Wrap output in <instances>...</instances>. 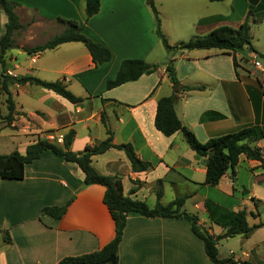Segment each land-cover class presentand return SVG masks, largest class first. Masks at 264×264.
<instances>
[{"label": "crops", "instance_id": "0c3cea01", "mask_svg": "<svg viewBox=\"0 0 264 264\" xmlns=\"http://www.w3.org/2000/svg\"><path fill=\"white\" fill-rule=\"evenodd\" d=\"M7 1L16 4L15 13L23 29L14 34V48L4 55L6 75L60 81L81 99L71 104L37 86L9 85L18 116L26 123L13 137L22 145L17 152L24 154L26 147L38 139L61 145L62 137L73 131L69 149L78 153L104 141L109 131L112 144L131 143L136 156L151 168L133 173L125 154L109 149L91 158L97 173L118 178L124 196L144 201L149 207L157 201V190L161 191L159 202L163 205L187 195L184 211L196 215L199 225L213 236L222 235L223 229L208 219L205 201L230 212L244 209L253 230L248 235L219 240L218 258L264 264V136L254 144L261 161L240 156L234 177L227 171L216 186L202 184L206 158L197 157L180 132L165 137L154 127L157 101L170 96L173 87L165 71L168 62L161 64V58L156 57L158 37L146 0H100L99 11L91 18H86L85 0ZM195 1L208 12L185 18L195 23L188 28H202L199 36L221 26L236 29L246 19L250 22L253 14H259V18H253L252 23L264 21L257 12L261 0ZM212 4H222L224 9L209 12ZM58 19L75 22L83 35L110 51L111 60L95 66L86 48L76 42L28 54L26 49L41 46L65 30L66 25ZM171 22L178 27L177 18ZM5 24L6 16L0 9V37ZM175 32H180L177 37L197 35L195 31ZM250 37L252 40L251 31ZM171 53L169 61L179 84L202 88L179 92L174 104L176 116L200 143L255 125L264 134L261 75L247 67L252 62H247V56L264 52L250 43L243 54H235L236 67L232 55L216 49ZM125 60H142L158 68L134 82L106 90L105 83L115 77ZM19 96L28 99L27 107L18 103ZM83 179L74 164L50 152L25 165L22 180L0 179V264H57L66 257L99 251L113 239L114 224L103 204L105 188L84 187ZM131 191L134 193L130 195ZM68 201L59 221L40 214L44 207L63 206ZM187 202L192 212L185 208ZM4 232L9 242L3 239ZM220 243L228 249L226 256L219 254ZM117 263L212 264L187 221L148 219L137 214L126 218Z\"/></svg>", "mask_w": 264, "mask_h": 264}, {"label": "trees", "instance_id": "16d2710c", "mask_svg": "<svg viewBox=\"0 0 264 264\" xmlns=\"http://www.w3.org/2000/svg\"><path fill=\"white\" fill-rule=\"evenodd\" d=\"M208 1L221 2L224 0ZM146 3L155 15V34L161 40L167 52H172L173 50L192 51L216 49L232 55L233 66L236 67L235 54H242L244 47L250 46V26L247 19L236 29L221 26L204 36L194 37L177 46H169L165 37L160 32L159 20L152 0H146ZM99 7L100 0H85L84 12L86 18H91L97 14ZM15 8L16 4L7 0H0V9L6 16L5 31L0 37L1 67H4L3 58L6 51L14 48V34L23 29L15 13ZM257 12L261 13L260 17H264V0H262L261 4L258 6ZM251 13L250 11L249 15H251ZM57 22L66 25L65 30L60 35L55 36L41 46L26 49L28 54L44 52L46 50H52L61 44L76 42L81 43L86 48L95 66L107 63L111 60L110 51L83 35L75 22L62 19H58ZM157 68L156 65H148L142 60H125L120 64L115 77L105 83V89L110 90L127 82H134L143 75L154 73ZM165 71L172 84L173 93L157 101L154 127L165 137H170L180 132L189 149L193 151L197 157L206 158L203 185L216 186L227 171L234 177L235 166L240 156H244L248 160L261 161L260 150L256 148L254 144L261 140L264 134L262 129L257 125L243 128L220 137L211 138L205 143H200L194 134L182 125L176 116L174 104L179 92L202 90V88L182 87L176 79L172 60L168 61L166 64ZM26 84L51 91L71 104L81 102V99L68 91L65 85L60 81L45 82L34 77L16 78L2 75V79L0 80V94L5 97L4 105L6 114L2 115L0 113V121H3L6 126L12 124L15 115V102L9 91V85L23 86ZM106 134L107 138L104 141L98 142L93 146H87L83 151L78 153H73L69 149L74 139V132L69 131L62 137L61 145L47 139H38L36 142L26 147L24 154L14 151L8 155H0V179L22 180L24 176V166L39 159L43 153L50 152L61 157L65 163L74 164L80 169L84 176V187L100 185L105 188L103 204L106 206L114 224L113 239L99 251L77 257H66L61 259L57 264H118V247L122 240L126 218L129 214H137L148 219H183L189 223L191 233L202 242L205 255L212 264H250L246 261H234L232 258L219 259L217 252V243L219 240L233 238L238 235H248L253 230V227L248 226L246 222L247 214L244 209L230 212L218 207L208 200L205 201L204 208L208 214V219L212 224L223 229L222 235L213 236L207 229L199 225V219L196 215L184 211L183 206L187 199V195L177 197L170 203L163 205L159 202L161 191L157 190V201L152 207H149L144 201L124 196L120 180L116 177L104 176L97 173L91 166V158L104 154L109 149H116L125 154L133 173L146 172L151 168V165L141 161L136 156L131 143L114 145L112 144V133L106 131ZM209 153H212V155L208 156ZM133 193L134 192L131 191L130 195ZM69 203L70 201L63 206L44 207L41 209L40 214L59 221L65 214ZM3 239L6 242L10 241L6 232H4ZM111 258L113 262H111Z\"/></svg>", "mask_w": 264, "mask_h": 264}, {"label": "rangeland", "instance_id": "374dc122", "mask_svg": "<svg viewBox=\"0 0 264 264\" xmlns=\"http://www.w3.org/2000/svg\"><path fill=\"white\" fill-rule=\"evenodd\" d=\"M186 1L187 2L184 3V2L177 1V0H152L153 6L157 13V18L159 20V23L162 24V28L160 29L161 34L164 35L169 46L170 45L177 46L178 44L187 42L188 40L194 37H200L198 34H200L199 32L202 31V28L198 30L194 26H192V28H190L189 26L188 28L189 24H195V23L193 22L191 23V21L185 18V16L186 15L191 16V14H194L195 18H197L203 12H208V11H205L200 8V6L197 4L199 3V1H195V0H186ZM249 1L253 2V0H249ZM205 4H208V2H205ZM222 8L224 9V6L222 4H212L211 8L209 9V12H215L218 9H219L218 12H221L223 10ZM249 8L252 9V6L250 5ZM150 11H151L155 29H156L155 15L151 9ZM174 18H177L178 20V23H179L178 27H175L173 23L171 22V20ZM253 18L255 19L259 18V14H253L252 17L249 19L250 22H248V24L251 26L250 31H251V36H252V40L250 41V43L251 44L253 43V45L256 46L259 50H261V52H264V21H262L260 24L256 23L257 24L256 25L255 23H252L251 21ZM261 19H264V18H261ZM175 31H195L197 35H191V33H186L183 36L179 35V37H177V34H179L180 32H175ZM155 50L157 51L156 57L161 58V64L168 62L170 57L172 56L171 52H167L165 50L159 38H158V46L155 47ZM10 52L12 54H15L14 51H10ZM247 58H248L247 62L249 63L251 61L256 60L261 65L264 66V53L261 56L252 54L251 56H247ZM250 64H247V67L249 69L253 68L252 65ZM5 72H6V69L0 66V80L2 79V75L7 76ZM17 99H18L19 104L21 102L25 104L26 107L28 106L27 98L19 96ZM4 101H5V97L0 94V113L2 115L6 114ZM12 124L14 125L13 127L11 125L6 126L3 121H0V155H8L14 151H18L22 146L17 142L16 139L13 138L16 130L17 131L20 130L21 126H24L26 124L24 120H21V118L18 116L16 105H15L14 121L12 122ZM165 198H170V197L166 195ZM185 208L190 212L193 211V209H191V205L188 202L186 203ZM200 216L203 217L202 214H200ZM218 250H219L220 256L227 255L228 249L224 246V244L220 243V247L218 246Z\"/></svg>", "mask_w": 264, "mask_h": 264}, {"label": "built area", "instance_id": "2783aa9c", "mask_svg": "<svg viewBox=\"0 0 264 264\" xmlns=\"http://www.w3.org/2000/svg\"><path fill=\"white\" fill-rule=\"evenodd\" d=\"M251 64H252V66H253V68L255 69V70H257L259 73H260V75H261V81H260V83H261V86L263 87V89H264V66L263 65H261L258 61H252L251 62Z\"/></svg>", "mask_w": 264, "mask_h": 264}, {"label": "water", "instance_id": "95a60500", "mask_svg": "<svg viewBox=\"0 0 264 264\" xmlns=\"http://www.w3.org/2000/svg\"><path fill=\"white\" fill-rule=\"evenodd\" d=\"M210 155H212V153H209V155H208V156H210ZM110 260H111V262H113L112 258H111Z\"/></svg>", "mask_w": 264, "mask_h": 264}]
</instances>
